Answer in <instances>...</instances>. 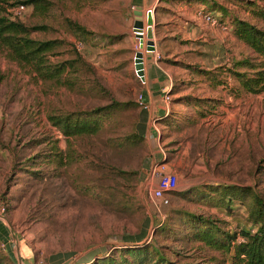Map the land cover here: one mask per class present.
<instances>
[{
  "label": "rangeland",
  "instance_id": "obj_1",
  "mask_svg": "<svg viewBox=\"0 0 264 264\" xmlns=\"http://www.w3.org/2000/svg\"><path fill=\"white\" fill-rule=\"evenodd\" d=\"M221 1L264 27L252 12H244L242 2ZM257 1L264 7V0ZM44 3L41 9L25 5L18 20L42 27L31 33L33 38L60 41L49 55L53 62L71 63L60 80L43 79L0 47V264H85L135 240L145 226L146 240L164 248L170 258L231 264L226 252L187 238L164 237L154 225L165 221L180 228L176 212L183 210L216 220L231 232L258 227L238 202L233 215L224 208L221 214L214 211V200L196 198L190 191L206 183L244 184L264 198V91L245 92L231 72L235 67L248 71L236 64L254 60L253 50L221 24L217 33L209 30L207 38H198L192 51L178 50V84L193 94L209 89L219 104L200 107L205 116L182 117L175 128H164V162L177 174L178 187L170 204L162 206L152 199L143 173L148 158L158 154V144L150 141L153 120L145 123L137 101L143 88L137 53H142L145 68L152 51L147 50L146 29L144 46L140 44L132 0ZM79 40L85 43L80 50ZM197 70L210 74L201 76L193 72ZM210 83L228 87L214 89ZM114 103L121 106L111 108L93 134L68 137L51 120ZM191 104L186 115H196Z\"/></svg>",
  "mask_w": 264,
  "mask_h": 264
},
{
  "label": "trees",
  "instance_id": "obj_2",
  "mask_svg": "<svg viewBox=\"0 0 264 264\" xmlns=\"http://www.w3.org/2000/svg\"><path fill=\"white\" fill-rule=\"evenodd\" d=\"M44 1L0 0V47L6 50L11 60L28 65L40 78L60 80L71 63L68 60L53 62L49 58V55L59 47L60 41L58 39L41 40L33 38L31 33L42 29V27L38 25L28 26L18 20V17L13 16L10 11L17 5H34L36 9L46 8ZM240 2L244 4V9H247V12H252L255 17L264 22V7L260 6L257 0H241ZM218 7L227 10L225 7L217 5ZM232 22L233 34L236 39L244 42L256 56L253 58L254 60L247 58L237 62L236 65L246 66L248 71L247 69L240 71L235 67L231 69V72L245 92L261 93L264 91V27H259L250 22L249 19L240 18L236 15H233ZM70 25L81 34L86 33L84 27L76 23ZM78 42L85 45L82 40ZM205 74L209 75L210 72H205ZM230 90L234 93L231 87ZM192 103L195 105L210 104L214 107L213 103L217 104V100L194 97ZM120 106V103H114L90 111L52 116L51 120L65 136L93 134L100 130L104 119L111 112V108ZM142 110V117L146 121L147 109L143 108ZM165 122L171 124L172 121L166 119ZM145 127L144 125L143 129ZM190 191L192 194H196V198L199 195V197L204 196L202 199L214 200V205L224 208L228 215L234 214V206L238 202L247 209L248 217L258 227H255L256 229H242L238 233L231 232L218 224L216 220L207 218L202 214L180 210L176 212L178 222L179 225H182L180 228L185 227L186 230L181 231L180 228L176 229L171 223L161 221L154 225L156 233L159 232L164 237L173 235L178 239L187 238L190 241L201 242L208 247L220 249L229 254L231 264H264V198L261 194L255 191L253 187L244 184H206L193 187ZM146 223L148 224V222ZM238 235H241L244 240L238 242ZM135 236V240L123 241L109 252L98 256L97 260L93 258L85 260L84 263L192 264L181 262L177 258H170L164 252V248L154 242L147 241L146 226Z\"/></svg>",
  "mask_w": 264,
  "mask_h": 264
},
{
  "label": "crops",
  "instance_id": "obj_3",
  "mask_svg": "<svg viewBox=\"0 0 264 264\" xmlns=\"http://www.w3.org/2000/svg\"><path fill=\"white\" fill-rule=\"evenodd\" d=\"M227 1L237 4L241 3V0ZM132 2L135 20V12L138 6L142 7L144 21H146L147 13L150 10L153 12L155 19L154 41L156 48L151 52L152 54L149 55L147 62H145L147 84L143 85L141 93L143 94V101L147 105V119L145 123H148V120H153L150 141L157 142L158 145L164 146V128L172 127L175 121H179L182 117L190 119L191 117L197 118L205 116L200 107H206L207 105H195L196 115L190 116L184 113L189 106H193L191 103L194 97L206 100H217L214 95L209 94V89H207V93L206 91H202L203 89L198 90L200 92L199 94L186 92L185 89L188 87L185 85L181 87L176 78V72L178 71V67L175 66L178 62L176 56L178 55L180 47L182 51L188 50L190 52L193 50L192 44L197 42L198 38H207L206 36H208L209 30L217 33L216 30L218 27L208 23L202 17L200 11L211 13L217 17L223 23L220 22L223 28H227L228 25V29H230L233 36L232 19L233 15H238L221 0H132ZM217 5L225 7L227 10L225 11L222 10V8H217ZM244 12L248 14L247 9H244ZM240 18L243 17L241 16ZM234 38L236 39L235 36ZM188 44L191 46H187ZM193 72L201 76H206L203 70ZM210 87L216 89L227 88L228 86L224 84H211ZM190 88L192 89L193 87H189V89ZM166 95L170 96V102L165 100ZM217 103L219 104L218 101ZM167 108H170V114H166ZM197 109L200 111H197ZM166 119L172 121L171 124L165 122ZM144 130V132H146V127ZM155 148L157 149V147ZM156 155L157 154H154L148 158L146 169L143 172L146 175L145 181H149V185L151 186L150 191L156 185L155 179L151 177V170H149L153 165V160L157 157ZM162 160H164V158ZM179 176L181 178L180 173ZM220 184L221 183L214 185ZM181 185L184 186L182 183ZM224 185L230 184L224 183ZM179 190L186 191V189L183 188ZM214 211L222 214L224 209L221 206H216Z\"/></svg>",
  "mask_w": 264,
  "mask_h": 264
},
{
  "label": "built area",
  "instance_id": "obj_4",
  "mask_svg": "<svg viewBox=\"0 0 264 264\" xmlns=\"http://www.w3.org/2000/svg\"><path fill=\"white\" fill-rule=\"evenodd\" d=\"M24 9H25V5H17L15 7L11 8L10 11L13 13V16L19 17L22 14V12L24 11ZM200 14L211 25L219 26L221 24L220 20L217 17H215L214 15H212L211 13L200 11ZM224 28H226V27H224ZM76 46L80 50V49H83L85 45L81 42H77ZM136 70H137L136 71L137 76L140 79L141 83L143 85H146L147 84V78H146L144 66L142 68L136 69ZM165 100L167 102H170L171 101L170 96L166 95ZM137 101L142 108L147 109V105L143 101V94L142 93L139 94ZM169 113H170V108H167L166 114H169ZM157 153H158L157 154L158 156L156 157L157 162L151 167V177L153 179H155L156 185L153 189H151L150 194H151V197L155 201L156 204L166 206V205L170 204L171 194L177 190L178 176L174 171L167 170L166 162H164V160H162L163 158L164 159L166 158L164 146L158 145ZM237 240H238V242H241L244 240V238L242 236H240L237 238Z\"/></svg>",
  "mask_w": 264,
  "mask_h": 264
},
{
  "label": "water",
  "instance_id": "obj_5",
  "mask_svg": "<svg viewBox=\"0 0 264 264\" xmlns=\"http://www.w3.org/2000/svg\"><path fill=\"white\" fill-rule=\"evenodd\" d=\"M136 15V20L134 23V28L138 30V35H140L141 39V46L144 45V30L146 29L147 33V50L153 51L155 50V41H154V24H155V19L153 12L150 10L147 13V18L146 22L143 19V12H142V7L138 6L137 11L135 12ZM143 58H142V53L138 52L137 57H136V67L138 69L143 67Z\"/></svg>",
  "mask_w": 264,
  "mask_h": 264
},
{
  "label": "bare ground",
  "instance_id": "obj_6",
  "mask_svg": "<svg viewBox=\"0 0 264 264\" xmlns=\"http://www.w3.org/2000/svg\"><path fill=\"white\" fill-rule=\"evenodd\" d=\"M144 46V45H143Z\"/></svg>",
  "mask_w": 264,
  "mask_h": 264
}]
</instances>
